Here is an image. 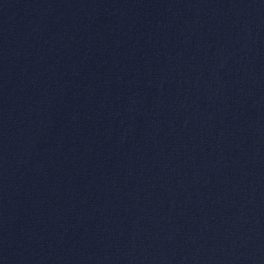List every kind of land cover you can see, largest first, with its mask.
<instances>
[{"label":"water","instance_id":"95a60500","mask_svg":"<svg viewBox=\"0 0 264 264\" xmlns=\"http://www.w3.org/2000/svg\"><path fill=\"white\" fill-rule=\"evenodd\" d=\"M0 264H178L74 0H0Z\"/></svg>","mask_w":264,"mask_h":264}]
</instances>
